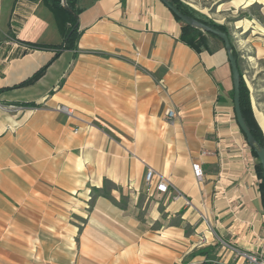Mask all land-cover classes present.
<instances>
[{"label": "crops", "instance_id": "1", "mask_svg": "<svg viewBox=\"0 0 264 264\" xmlns=\"http://www.w3.org/2000/svg\"><path fill=\"white\" fill-rule=\"evenodd\" d=\"M80 7L78 49L52 61L64 32L44 0H0V264H235L236 252L264 254L262 179L223 46L182 43L161 0ZM252 109L264 136V104ZM148 167L170 181L167 194L144 193Z\"/></svg>", "mask_w": 264, "mask_h": 264}, {"label": "rangeland", "instance_id": "2", "mask_svg": "<svg viewBox=\"0 0 264 264\" xmlns=\"http://www.w3.org/2000/svg\"><path fill=\"white\" fill-rule=\"evenodd\" d=\"M183 1L199 18L209 19L228 29L230 42L240 55L239 70L250 91L251 103L264 104V0ZM207 38L208 42L214 40L224 48L221 40L212 36ZM144 193L148 197L157 195H148L145 190Z\"/></svg>", "mask_w": 264, "mask_h": 264}, {"label": "trees", "instance_id": "3", "mask_svg": "<svg viewBox=\"0 0 264 264\" xmlns=\"http://www.w3.org/2000/svg\"><path fill=\"white\" fill-rule=\"evenodd\" d=\"M169 1L171 2L172 6H174L181 14L192 17L198 20L199 22H202L203 24L208 25L212 28L219 29L222 32L228 34L229 36L228 29L225 26L218 25L209 19L199 18L197 16V13L192 8H190V6H188L183 0H169ZM44 2L48 5L50 10L53 12L60 29H62V31L64 32L63 43L59 46L54 47L55 49L58 50L56 56L52 60L54 61L60 56L62 52L64 51L76 52V50L78 49V41L82 35V31L80 30V25H79V15L82 12V8L80 7L81 0H44ZM67 8H69L71 11L69 12ZM176 19L178 22L182 24V32H181V38H180L182 43H184L185 45H187L188 47H190L197 53H201L203 51L212 52V50L209 48L207 37L212 36V37L219 39L218 37L212 34H206L199 29H195L190 26H187L183 24L177 17ZM31 46L32 48L46 47L44 45H37V44L36 45L32 44ZM232 52H233L234 57L237 59L238 66H239L240 55L236 52L234 48ZM49 65L39 70L31 78H29L28 80H26L25 82L17 86V88L26 87V86H29L35 83L38 79H40L44 75ZM3 91L4 90H0V94ZM233 94L234 93H232V98H233ZM240 94H241L240 105H241V112H242L243 118L248 128L251 130L252 135L257 140V142L264 147V136L255 119L253 109H252L251 98H250V91L244 82L242 74H241ZM252 151L258 160L257 172H258L259 177L262 179L261 189L263 191V198H264L262 166L260 164L257 154L255 153L253 149ZM95 193L99 194L98 191H96Z\"/></svg>", "mask_w": 264, "mask_h": 264}, {"label": "water", "instance_id": "4", "mask_svg": "<svg viewBox=\"0 0 264 264\" xmlns=\"http://www.w3.org/2000/svg\"><path fill=\"white\" fill-rule=\"evenodd\" d=\"M171 11L172 13L185 25L190 26L195 29H199L202 32L206 34H212L216 37H218L223 43L224 48L228 57V61L231 67L232 71V79H233V88H234V96H233V102H234V109H235V115L237 123L243 132V134L246 137L247 143L249 146L255 151V153L258 156V159L260 161V164L262 166L263 170V184H264V147L260 145L255 137L252 135L251 130L248 128L242 112H241V94H240V84H241V74L238 66L237 59L233 55V47L230 42L228 34L222 32L219 29L212 28L208 25L203 24L202 22H199L198 20L185 16L181 14L174 6H172L171 2L169 0H161ZM67 10L70 12L71 10L67 8Z\"/></svg>", "mask_w": 264, "mask_h": 264}, {"label": "built area", "instance_id": "5", "mask_svg": "<svg viewBox=\"0 0 264 264\" xmlns=\"http://www.w3.org/2000/svg\"><path fill=\"white\" fill-rule=\"evenodd\" d=\"M60 111L68 112L65 107L59 108ZM177 117L175 110H168L166 112V120L168 123H174ZM196 175L199 181L202 180L201 168L196 167ZM170 181L163 175L156 172L154 169L148 167L144 180V190L148 195L155 194H167L170 190ZM184 198L182 194H178L176 200ZM186 206H190L191 202L185 198ZM238 260L235 264H264V254L262 253H247V252H236Z\"/></svg>", "mask_w": 264, "mask_h": 264}]
</instances>
